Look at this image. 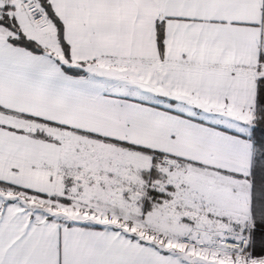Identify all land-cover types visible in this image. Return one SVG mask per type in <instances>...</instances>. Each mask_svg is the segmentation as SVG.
<instances>
[{"label": "snow or ice", "instance_id": "6c2138e0", "mask_svg": "<svg viewBox=\"0 0 264 264\" xmlns=\"http://www.w3.org/2000/svg\"><path fill=\"white\" fill-rule=\"evenodd\" d=\"M0 264H264V0H0Z\"/></svg>", "mask_w": 264, "mask_h": 264}]
</instances>
